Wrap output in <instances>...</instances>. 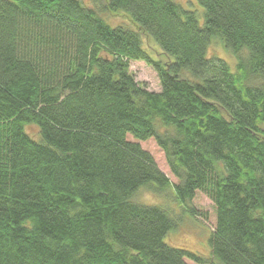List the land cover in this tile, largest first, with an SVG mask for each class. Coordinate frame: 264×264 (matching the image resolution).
<instances>
[{
  "label": "trees",
  "instance_id": "trees-1",
  "mask_svg": "<svg viewBox=\"0 0 264 264\" xmlns=\"http://www.w3.org/2000/svg\"><path fill=\"white\" fill-rule=\"evenodd\" d=\"M197 1L203 24L174 0H0V264H264V0ZM170 186L193 217L197 191L215 203L210 256L166 244L182 214L134 201Z\"/></svg>",
  "mask_w": 264,
  "mask_h": 264
},
{
  "label": "rangeland",
  "instance_id": "rangeland-1",
  "mask_svg": "<svg viewBox=\"0 0 264 264\" xmlns=\"http://www.w3.org/2000/svg\"><path fill=\"white\" fill-rule=\"evenodd\" d=\"M84 3L98 10V3H103V0H82ZM186 10L194 11L200 24L204 23V8L200 6L197 0H174ZM104 20L111 26L128 23V19L123 14L112 15L103 13ZM143 44L146 50L158 57L160 51L159 46L152 39L143 37ZM208 56H216L228 63L230 69L235 72L237 59L225 47L224 43L218 40H212V45L209 48ZM131 72L135 79L147 87L150 91L159 92L161 90L160 79L154 68L143 61H135L131 63ZM28 132L33 138H39L38 128L29 126ZM129 141H137L132 136H128ZM142 148L148 151L154 158L159 169L167 175L172 184H177L178 180L171 173L165 154L158 146L154 139L147 141H137ZM175 191L173 186L168 188V191L163 196L156 195L146 188H140L134 196V201L146 205L160 206L172 214L181 215L182 221L176 229L171 230L165 238L166 244L174 248L186 249L203 256H210L211 248L209 239L216 225V206L215 203L202 191H197L193 199L192 206L195 208L197 217H193L189 212H184L179 202L175 199ZM189 264H196L191 260H187Z\"/></svg>",
  "mask_w": 264,
  "mask_h": 264
}]
</instances>
